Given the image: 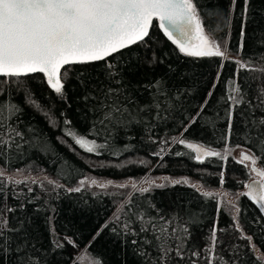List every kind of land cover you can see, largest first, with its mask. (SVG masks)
Returning <instances> with one entry per match:
<instances>
[{
  "label": "trees",
  "instance_id": "trees-1",
  "mask_svg": "<svg viewBox=\"0 0 264 264\" xmlns=\"http://www.w3.org/2000/svg\"><path fill=\"white\" fill-rule=\"evenodd\" d=\"M197 3L202 13L212 11L227 14L230 0H197ZM241 8L242 0L231 15L230 25L224 22L222 15L212 19L214 29L217 24L220 25V30L214 33L215 39L222 45L225 41L230 42L229 60L223 62V67L220 58L183 56L159 30L156 22L151 29L147 46L134 45L125 50L123 57L117 55L109 58V62L117 64L123 71L125 85L131 82L129 93L136 102L130 108L131 116L124 123L115 126L108 124L106 127L99 124L97 115L90 111L95 102L83 99L79 74L74 71L69 73L66 84V101L58 98L47 87L42 74L37 73L27 78L33 98L49 113L55 125L43 112L25 103L23 90L16 91L13 87L11 95L8 91L0 93V97H7L21 109L10 119H4L8 115L4 112L0 115V120L5 125L11 124L18 128L27 141L22 149L0 157V167L6 170L23 167L39 169L48 176V180L63 186L54 189L47 180L41 181L43 186L41 182L31 185L9 183L4 190L7 200L0 195V208L6 203L15 209L13 213H8L11 223L15 225L19 220L25 221L31 242L40 250L37 255L41 258V264L45 260L46 264H78L75 256L81 250L99 259L102 264H143V258L138 254V249L142 246L141 238L125 236L120 230L121 225L111 224L87 247L100 226L113 219L117 205L125 199L127 193L88 188L87 185L78 193L66 191L79 186L81 179L137 182L143 177L161 175L172 179L187 178L190 184L199 185L204 191L220 189L236 194L243 188V183L249 180V172L232 157L228 161L208 158L205 163L200 164L195 161L194 153L172 142L174 137L183 138L222 150L227 128L226 109L229 106L225 99L232 87L230 81L235 78L244 91H248V83L253 89L264 83V76L258 72H241L236 77L237 66L231 62L233 59L247 61L254 53L264 52V46L257 43L260 34L264 33V0H251L245 47L243 53L237 56ZM153 54L157 62L149 67L148 61ZM87 67L94 84L97 81L106 82L105 61ZM246 76L250 77L248 83L244 79ZM159 77H165L171 90H179L180 96L170 113H161V118H156L154 110L141 113L139 109L149 105L152 99L151 91L145 89L143 84ZM213 84L216 87L207 108L197 122L190 125L189 117L195 116L199 111V106L212 90ZM112 86L119 87L115 84ZM243 107L242 105L241 108ZM132 116L136 118L133 120ZM65 119L71 121L70 126L64 124ZM241 119L237 110L234 124L236 134L231 137V147L237 144L243 148L249 146L242 138ZM68 127L105 144V148L99 149L98 154L84 152L70 137L64 135ZM185 127H188L187 131ZM163 141H168L166 146ZM161 147H165L162 159L153 155ZM177 151L184 155H175ZM221 171H224L226 180L223 187L219 184ZM3 183L0 179V184ZM29 187L33 189L31 192L28 191ZM129 199L141 209L154 205L164 213L175 211L182 216L194 214L195 222L188 225L193 233V245H204L210 234L209 230L215 223L218 229L224 230L218 231L221 243L217 251L226 261L234 264H257L259 260V264H264V260H260L264 257V229L253 223L259 212L246 197H240L238 201L242 209L238 222L244 233L253 237L251 244L239 239L240 233L232 220L234 211L220 205L221 210L218 212L216 197L206 200L190 186L154 188L143 195L133 190L126 200ZM152 214L155 215V211ZM261 219L264 220V217ZM113 227L117 232L111 231ZM57 237L64 243V247L53 251L51 241ZM65 237L71 238L78 247L67 244ZM133 239H137L136 245L132 243ZM234 245H239L238 250L233 251Z\"/></svg>",
  "mask_w": 264,
  "mask_h": 264
},
{
  "label": "snow or ice",
  "instance_id": "snow-or-ice-1",
  "mask_svg": "<svg viewBox=\"0 0 264 264\" xmlns=\"http://www.w3.org/2000/svg\"><path fill=\"white\" fill-rule=\"evenodd\" d=\"M238 3H241V0H230L227 14L212 11L205 14L200 10L197 0H0V93L8 91L11 95L13 87L16 91L23 90L25 103L43 112L55 125L49 113L33 98L27 78L37 73L42 74L47 87L58 98L66 101V84L69 73L74 71L79 74L83 99L95 102L90 111L97 115L99 124L106 127L108 124L115 126L124 123L128 116H131L130 108L136 102L129 93L131 82L125 85L123 71L117 64L109 62V58H115L117 55L123 57L125 50L134 45L147 46L151 29L156 22L159 30L183 56L220 58L223 67V62L229 60L230 42L225 41L222 45L215 39L214 33L220 30V25L217 24L214 29L212 19L222 15L224 22L230 25L231 15ZM250 5L251 0H242L237 56L243 53L245 47ZM257 43L264 46V33L260 34ZM100 61L106 62V82L97 81L94 84L92 77L88 75L87 66ZM156 62L153 54L148 61L149 67ZM159 62L163 63V60ZM231 62L237 66L236 77H239L241 72H258L264 76V52L254 53L247 61L233 59ZM244 79L248 83L250 77L246 76ZM230 83L232 87L225 99L229 106L226 109L227 128L223 150H215L202 143L188 142L183 138L174 137L172 142L194 153L197 163L203 164L208 158L228 161L234 151L230 141L236 134L235 114L239 110L242 118V138L249 146L240 151L235 162L243 165L258 179L243 183L246 191L236 193L235 200H229L228 203L234 211L232 220L235 229L240 233L239 239L247 240L251 244L253 237L246 235L238 222L242 211L238 201L240 197H246L258 209L259 215L253 223L264 229V220L261 219L264 217V83L254 89L248 83V91H244L235 78ZM113 84L119 87H113ZM143 87L151 91L152 99L149 105L140 108L139 112L147 113L154 110L156 118H161V113H170L175 108V101L179 99L180 93L179 90L175 92L171 90L165 77L155 78L143 84ZM215 87L213 84L212 90L208 92L195 116L189 117L190 125L195 124L204 113ZM20 111L18 104L10 102L7 97H0V115L4 112L8 114L4 119H10ZM135 118L132 116L133 120ZM64 124L70 126L71 121L65 119ZM187 130L188 127H185V131ZM64 135L70 137L73 143L86 153L98 154V149L106 146L97 143L95 139L86 138V135L78 133L71 127L65 130ZM24 143L27 141L24 140L23 132L11 124L5 125L0 120V157L22 149ZM162 143L166 146L168 141ZM242 147L240 144L235 145V148ZM164 151L165 147H161L160 151L153 155L162 159ZM175 155L180 156L184 153L177 151ZM4 175V171L0 169V177ZM45 179L54 189L63 187L53 180ZM164 181L157 183L155 180H145L141 185L133 181L130 186L141 195L150 193L154 188L163 189L166 186L177 185L192 187L206 200L214 199L217 195L212 191L202 190L199 185L190 184L187 178L169 180L165 177ZM9 183L19 185L28 183V180L8 177L0 184V195L5 201L7 193L4 190ZM31 183L36 184L37 180L32 179ZM225 183V173L221 171L219 184L223 187ZM86 185L88 188L95 186L104 190L113 186V182L81 179L79 186L68 188L66 191L78 193ZM114 186L121 189L129 187L124 183ZM32 190L29 187L28 191ZM220 205L221 201L217 200L218 212L221 210ZM14 211L15 209L6 203L0 208V264H41V258L37 255L40 250L31 242L25 221L19 220L15 225L11 223L8 213ZM153 211L155 215L152 214ZM193 217L194 214L191 213L187 216L175 211L164 213L154 205L141 209L139 205H133V201L129 199L117 209L111 221L100 226L87 247H90L111 224H117L121 225L120 230L125 236L141 238L142 246L138 249V254L143 258V264H200L201 261L203 264H234L232 261H226L217 251L221 243L218 231L224 230L218 229L215 223L209 230L210 234L204 245L191 243L193 233L188 225L195 222ZM111 231L117 232V229L113 227ZM64 240L67 244L78 247L71 238L65 237ZM132 243L136 245L137 239H133ZM51 245L53 251L64 247V243L58 237L51 241ZM238 248L239 245L232 246L233 251ZM88 259V256H80L78 264H84ZM260 260H264V257ZM43 264H46V260ZM90 264L102 262L93 258Z\"/></svg>",
  "mask_w": 264,
  "mask_h": 264
},
{
  "label": "rangeland",
  "instance_id": "rangeland-1",
  "mask_svg": "<svg viewBox=\"0 0 264 264\" xmlns=\"http://www.w3.org/2000/svg\"><path fill=\"white\" fill-rule=\"evenodd\" d=\"M88 138V137H86ZM88 139H91V138H88ZM98 143V142H97ZM224 148V146H223ZM234 148V151L232 152V155L231 157L236 160L239 158V153L241 150H243L244 148H235V147H232ZM99 150V149H98ZM223 150V149H222ZM220 150V151H222ZM0 169H2L5 173L4 177H0L1 180H3L4 182L7 180L8 177H11L12 179H15V180H28V183H24V184H28V185H31V180L32 179H35L37 180V182H41V181H44L46 180L45 178L49 179L48 176L42 172L41 170L39 169H34V168H31V167H23V168H18V169H14V170H6V169H3L0 167ZM248 170V169H247ZM249 172V170H248ZM164 178L165 176H161V175H150V176H147V177H143L141 178L139 181H137L136 183L138 185H141L143 181L145 180H155L157 183H162V182H165L164 181ZM169 180H171L172 178L168 177ZM254 178H257L254 176V174H251L249 172V180L251 179H254ZM189 180V179H188ZM98 182H106V181H110L108 179H100V180H97ZM190 181V180H189ZM113 182V186H110L108 189H104V191H109V192H119V193H123V192H126L127 195L125 196V199L123 201H121L116 209H115V212H117V209L120 208L123 204V202L127 199L128 195L131 193V191H133L134 189L131 188L130 184H131V181H125V180H122V181H112ZM121 183H124V184H128L129 187L127 188H117L115 187L114 185H117V184H121ZM142 186H147V185H142ZM93 188H97V187H93ZM244 187L239 190L238 192L236 193H239V192H243L244 191ZM212 192L214 193H217L216 195V198L217 200H220L221 201V205L227 207L230 209V211H233L231 205L228 203L229 200H235V194H229L227 192H224L220 189L218 190H212ZM226 194V195H225ZM80 256H88L89 259L88 260H85L84 264H90V260L93 259L94 257H91L89 256L85 250H81L76 256H75V260L78 261V258Z\"/></svg>",
  "mask_w": 264,
  "mask_h": 264
},
{
  "label": "water",
  "instance_id": "water-1",
  "mask_svg": "<svg viewBox=\"0 0 264 264\" xmlns=\"http://www.w3.org/2000/svg\"><path fill=\"white\" fill-rule=\"evenodd\" d=\"M188 142L197 143V142H194V141H188ZM254 179H258V178H254ZM252 180H253V179L248 180L246 183H250V182H252ZM244 191H246V189H244Z\"/></svg>",
  "mask_w": 264,
  "mask_h": 264
}]
</instances>
